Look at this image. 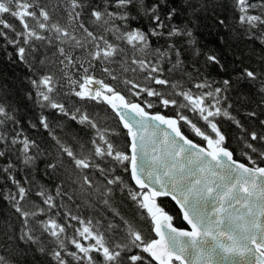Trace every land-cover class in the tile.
<instances>
[{
	"label": "snow or ice",
	"instance_id": "snow-or-ice-1",
	"mask_svg": "<svg viewBox=\"0 0 264 264\" xmlns=\"http://www.w3.org/2000/svg\"><path fill=\"white\" fill-rule=\"evenodd\" d=\"M220 6L0 0V52L27 70L39 110L25 122L0 94V200L15 217L0 225V264H33L29 254L35 264H264V69L236 75L237 89L259 85L260 111L238 118L233 81L214 87L185 61L190 52L225 67L198 46L202 19L264 45V0H230L234 25ZM221 120L239 133L240 158ZM26 124L46 137L25 134Z\"/></svg>",
	"mask_w": 264,
	"mask_h": 264
},
{
	"label": "trees",
	"instance_id": "trees-1",
	"mask_svg": "<svg viewBox=\"0 0 264 264\" xmlns=\"http://www.w3.org/2000/svg\"><path fill=\"white\" fill-rule=\"evenodd\" d=\"M214 2L221 5L218 9L219 16L226 19L229 25H234L235 22L233 20L230 0H214ZM196 36L199 41L198 46L200 47L201 52H215L225 67L221 70L217 65L206 64L205 55L201 54L199 56H193L192 53L189 52L185 56V61L189 66V70H192L193 67L199 68L203 77H206L209 82H215L214 87L221 86L224 79H231L233 81V88L227 93V95L232 98L230 102L233 103L235 109L233 114H239L238 118L248 110L256 109L257 112H259L260 109L256 107L255 103L259 100V96L256 94L259 85L244 83L239 89H237L235 77L244 66L252 67L258 71L264 69V63L260 62L261 57H264V45H261L259 41L249 40L246 36L237 33L234 30L216 25L211 19H202L201 26L197 30ZM221 36L224 37L223 43L220 41ZM9 51H11L10 48ZM26 72L27 70L22 65L11 63L8 57L3 52H0V94L6 92L11 97L19 107L18 117L25 122L32 119L39 111L32 107V102L26 97ZM241 96L249 98L248 101L244 103V107H241V101L238 100V97ZM100 114L103 115V112L101 111ZM259 118L264 119V115ZM243 122L248 127H252L256 123L255 121L246 118ZM199 123L203 126V121H200ZM220 123L222 130L228 136V146L235 150L237 158H240V151L243 145L237 142L236 138L239 133L230 121L221 120ZM109 125L115 127V120L109 119ZM65 131L76 132L77 134L82 135V133L79 132V126H72L70 129L66 128ZM184 131L186 135H189L191 138L197 140V142H200L199 138L193 137L188 129H184ZM25 134L38 141L43 140L47 135L43 129H31L27 124L25 126ZM58 134L63 135L62 132H58ZM125 141V136H119L115 140V142L122 148L125 146ZM38 167L41 171L37 175V178L47 179L46 177H43L45 164L38 162ZM117 174H122V169ZM160 202L165 210L168 211L170 215H173L175 225L187 226L178 214V209L173 201L168 198H162ZM0 214H2L0 215V225L15 222V217L11 215L9 207L3 200H0ZM0 243H3L2 239H0ZM28 261L35 264L31 254L28 256Z\"/></svg>",
	"mask_w": 264,
	"mask_h": 264
},
{
	"label": "water",
	"instance_id": "water-1",
	"mask_svg": "<svg viewBox=\"0 0 264 264\" xmlns=\"http://www.w3.org/2000/svg\"><path fill=\"white\" fill-rule=\"evenodd\" d=\"M170 214V213H169ZM177 226V225H176ZM177 227H181V228H186V227H183V226H177Z\"/></svg>",
	"mask_w": 264,
	"mask_h": 264
}]
</instances>
